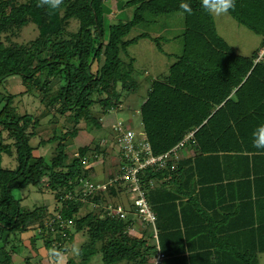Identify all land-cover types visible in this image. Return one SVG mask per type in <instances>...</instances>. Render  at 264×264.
Masks as SVG:
<instances>
[{
	"label": "trees",
	"instance_id": "1",
	"mask_svg": "<svg viewBox=\"0 0 264 264\" xmlns=\"http://www.w3.org/2000/svg\"><path fill=\"white\" fill-rule=\"evenodd\" d=\"M117 3V11L132 6L131 16L114 20L109 0H62L55 10L38 0H0V264H34L42 252L55 264L76 234L83 239L65 264H259L264 150L253 149L251 133L264 123V0H236L229 11L262 38L253 56L230 48L201 0ZM173 13L183 18L181 51L141 93L135 59L122 54L150 35L125 37ZM28 27L35 34L24 40ZM15 76L23 87L11 93L5 81ZM24 94L38 100L39 112L18 111L15 98ZM44 110L50 117L42 123ZM120 110L141 124L135 130L118 120L123 129L144 138L154 156L167 153L163 166L137 172L153 223L119 180L134 162L119 150L117 122L103 144L95 135L74 145L80 130H100L102 117ZM117 146V161L99 175L96 162ZM30 187L48 193L52 207L27 206ZM23 249L29 253L18 261Z\"/></svg>",
	"mask_w": 264,
	"mask_h": 264
},
{
	"label": "rangeland",
	"instance_id": "2",
	"mask_svg": "<svg viewBox=\"0 0 264 264\" xmlns=\"http://www.w3.org/2000/svg\"><path fill=\"white\" fill-rule=\"evenodd\" d=\"M109 3H112L113 5L111 15L114 17V20L125 19L126 17L131 16L133 10L132 6L117 11L116 7L114 6L115 4H118L117 0H109ZM213 20L217 33L228 43L230 48L235 53L243 56H253L254 52L260 49L262 38L244 25L237 22V20H235L229 13L221 16H213ZM182 23V14L173 13L169 16L161 17L157 23L134 26L126 35L125 38L127 39L133 38L142 32H148L150 35V37L139 38L137 41L130 44L127 47L126 53L122 54L126 59H128V56L134 57L135 59L134 76L140 82L141 93H145V89L147 88L146 86L150 80L160 78L167 73L170 64H172V62L175 60V55L180 53L182 41L178 35L182 30ZM34 34L35 32L32 31L30 27H28L24 31L23 39L27 40L32 38ZM155 38H159L158 42L155 40ZM158 43L160 44L161 49H159ZM260 53L262 52L260 51L259 54ZM42 76L44 77L45 74L43 73ZM17 78L19 77H9L5 81L6 88L9 89L11 93L22 90L23 86L21 83H19V79ZM14 103L17 105L18 111L20 113H23L26 110L30 113L39 112L37 109L39 103L38 100L35 98L32 99V96L29 94H24L23 97H16ZM39 116L40 121L45 123L49 119L50 114H47V111L44 110L39 114ZM60 119H63V117H60ZM118 120H123L127 125H130L135 130L141 129L139 118L136 115L129 116L127 110H120L118 112L111 111L102 117V129L91 130V126H87L86 130H80L79 135L75 137L74 145H83L89 143L90 139H92V137L95 135H103L102 137L104 138L100 141V143L103 144L108 136L112 138V135L114 134L113 125ZM105 136L107 137L106 139ZM117 149L118 146L111 150L106 149L104 153L106 158L103 160L99 159V161L96 162L95 166L98 169L97 172H99V175L102 176L101 173L103 172L104 174L107 172L109 165L117 161ZM40 153L49 154V151L43 149L40 151ZM5 162H8V160L6 159ZM102 182H106V180ZM24 190L26 189H23V193ZM27 197V206L29 207L36 202H41L42 200L48 202L51 205L50 208L52 207V198L48 193L42 195L39 194L35 188L30 187ZM129 234L131 236H139V233L135 231H129ZM27 236L28 234L22 235L24 238L25 247L29 248L31 246V242L27 239ZM55 239H58L56 235ZM82 239L83 237L80 234H76L72 240V244H68L66 250H63L59 253V258L55 264H65L67 258L75 254ZM21 252L22 254H20L21 257H18V261H20L23 256H26L29 253L27 249H23ZM35 255L36 256H34V258L32 257L31 259L32 263L35 264L37 260L41 259L44 264H49L44 252H42L41 255ZM259 264H264V253L259 255Z\"/></svg>",
	"mask_w": 264,
	"mask_h": 264
},
{
	"label": "built area",
	"instance_id": "3",
	"mask_svg": "<svg viewBox=\"0 0 264 264\" xmlns=\"http://www.w3.org/2000/svg\"><path fill=\"white\" fill-rule=\"evenodd\" d=\"M114 130L116 140L124 157L129 161L134 162V164L127 165L124 168L123 173L119 176V180H122L124 185H127L128 191L132 196V203L135 206L137 213L142 215L147 221L153 223L154 216L150 212L149 206L140 188L141 186L138 181L137 172L146 166H163L166 163L165 157L167 153L154 156L151 154L149 144L144 141V138L137 137L135 132L132 130L123 129L120 122L115 124ZM89 186H91V184H89ZM100 188H105V185L97 184L96 190ZM115 210L120 216H124V214L127 213L120 205H118ZM162 258L163 254L158 251L153 261L158 263Z\"/></svg>",
	"mask_w": 264,
	"mask_h": 264
},
{
	"label": "clouds",
	"instance_id": "4",
	"mask_svg": "<svg viewBox=\"0 0 264 264\" xmlns=\"http://www.w3.org/2000/svg\"><path fill=\"white\" fill-rule=\"evenodd\" d=\"M61 4L62 0H38V6H48L50 10L57 9ZM235 4L236 0H201L202 9L212 16L228 14L230 10L235 9ZM180 8L188 14L192 13L188 3H181ZM251 136L253 149L264 150V123L257 125L252 130Z\"/></svg>",
	"mask_w": 264,
	"mask_h": 264
}]
</instances>
